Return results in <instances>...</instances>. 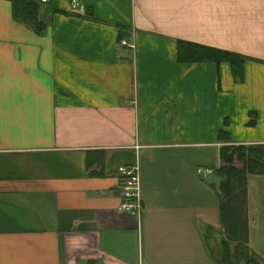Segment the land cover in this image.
<instances>
[{
    "label": "crops",
    "instance_id": "crops-1",
    "mask_svg": "<svg viewBox=\"0 0 264 264\" xmlns=\"http://www.w3.org/2000/svg\"><path fill=\"white\" fill-rule=\"evenodd\" d=\"M38 3L0 0V264H264V166L215 169L264 144V0Z\"/></svg>",
    "mask_w": 264,
    "mask_h": 264
},
{
    "label": "trees",
    "instance_id": "trees-1",
    "mask_svg": "<svg viewBox=\"0 0 264 264\" xmlns=\"http://www.w3.org/2000/svg\"><path fill=\"white\" fill-rule=\"evenodd\" d=\"M20 3V6L30 10L33 14L37 11L40 1L38 0H14ZM182 47V41L180 42ZM207 48V47H205ZM215 49V48H213ZM219 50V58H227L231 61L233 68L242 73V62L244 57L241 54L235 53L230 50L216 49ZM224 137L229 140L230 134L226 130L219 132V137ZM221 156L225 160V164L215 168L216 173L224 177L221 180V190L223 195H230L236 188L245 185L247 181V174L252 171H259L264 166V144H233L227 143L221 147ZM243 162L242 167L235 165V159ZM225 243V242H224ZM225 246H229L226 244ZM231 250L229 248L224 249L223 252V263H229V255Z\"/></svg>",
    "mask_w": 264,
    "mask_h": 264
},
{
    "label": "built area",
    "instance_id": "built-area-1",
    "mask_svg": "<svg viewBox=\"0 0 264 264\" xmlns=\"http://www.w3.org/2000/svg\"><path fill=\"white\" fill-rule=\"evenodd\" d=\"M46 2L48 0H38ZM70 8L74 11L83 9L81 0H70ZM214 168L211 166L200 165L198 172L200 174H212ZM117 174L122 189L123 200L120 208L128 211L132 216L140 218L143 213V200L141 195V179L138 163H123L118 165Z\"/></svg>",
    "mask_w": 264,
    "mask_h": 264
}]
</instances>
